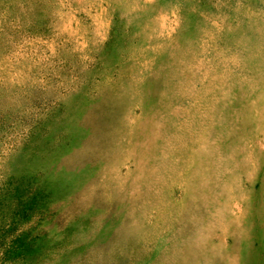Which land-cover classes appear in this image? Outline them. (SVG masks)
<instances>
[{"label":"rangeland","instance_id":"obj_1","mask_svg":"<svg viewBox=\"0 0 264 264\" xmlns=\"http://www.w3.org/2000/svg\"><path fill=\"white\" fill-rule=\"evenodd\" d=\"M23 176L38 264H264V0H0Z\"/></svg>","mask_w":264,"mask_h":264},{"label":"trees","instance_id":"obj_2","mask_svg":"<svg viewBox=\"0 0 264 264\" xmlns=\"http://www.w3.org/2000/svg\"><path fill=\"white\" fill-rule=\"evenodd\" d=\"M31 184L30 176H23L10 181L0 192V247L3 262L38 264L48 251V247L45 249L50 242L48 236L36 233L35 227L29 228L25 224L42 215L54 191L46 193L50 184L36 189H31Z\"/></svg>","mask_w":264,"mask_h":264},{"label":"bare ground","instance_id":"obj_3","mask_svg":"<svg viewBox=\"0 0 264 264\" xmlns=\"http://www.w3.org/2000/svg\"><path fill=\"white\" fill-rule=\"evenodd\" d=\"M218 190V189H217ZM232 219V218H231ZM244 257V256H243ZM231 264V263H230Z\"/></svg>","mask_w":264,"mask_h":264}]
</instances>
